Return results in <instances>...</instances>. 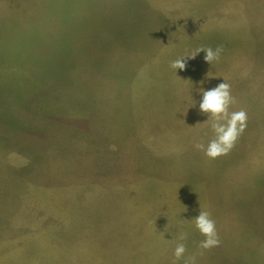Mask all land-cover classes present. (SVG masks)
I'll return each instance as SVG.
<instances>
[{
    "label": "rangeland",
    "instance_id": "rangeland-1",
    "mask_svg": "<svg viewBox=\"0 0 264 264\" xmlns=\"http://www.w3.org/2000/svg\"><path fill=\"white\" fill-rule=\"evenodd\" d=\"M215 6L0 0V264H264V106L230 90L246 128L208 157L213 121L192 116L216 60L169 67L217 47Z\"/></svg>",
    "mask_w": 264,
    "mask_h": 264
},
{
    "label": "crops",
    "instance_id": "crops-1",
    "mask_svg": "<svg viewBox=\"0 0 264 264\" xmlns=\"http://www.w3.org/2000/svg\"><path fill=\"white\" fill-rule=\"evenodd\" d=\"M215 11L216 42L222 52L216 60V78L211 83L216 87L226 82L230 90L247 92V96L258 103L255 105L264 106V0H216ZM209 22H202V27L208 26ZM200 59L205 60L201 53ZM26 76L30 77L27 71ZM189 91L196 92L185 82L183 110L193 114ZM174 102L176 107V97ZM198 114L192 117H199V122H210L209 114Z\"/></svg>",
    "mask_w": 264,
    "mask_h": 264
},
{
    "label": "clouds",
    "instance_id": "clouds-1",
    "mask_svg": "<svg viewBox=\"0 0 264 264\" xmlns=\"http://www.w3.org/2000/svg\"><path fill=\"white\" fill-rule=\"evenodd\" d=\"M201 51L206 53L205 61L212 64L213 61L219 59L222 48L219 46L215 49L211 47L198 48L171 60L169 67L176 72L183 70L186 68L187 59H194ZM199 92L202 93L199 110L203 114H209L208 119H212L211 127L215 133V139L209 142L205 154L208 157L216 158L227 154L234 147L237 139L246 128L247 114L243 110L229 112L230 106L234 103V98L231 95L230 85L226 82H221L213 88L201 87ZM197 147L204 148L203 145H197ZM195 226L205 237L200 244L202 248L209 249L219 245L216 223L208 212L199 210V214L195 216ZM185 251V245L183 243L178 244L175 248L176 259H181Z\"/></svg>",
    "mask_w": 264,
    "mask_h": 264
}]
</instances>
